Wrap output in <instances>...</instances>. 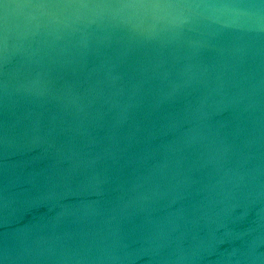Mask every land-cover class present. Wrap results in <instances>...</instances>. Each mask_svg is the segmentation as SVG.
Returning a JSON list of instances; mask_svg holds the SVG:
<instances>
[{
	"label": "water",
	"instance_id": "obj_1",
	"mask_svg": "<svg viewBox=\"0 0 264 264\" xmlns=\"http://www.w3.org/2000/svg\"><path fill=\"white\" fill-rule=\"evenodd\" d=\"M0 264H264V0H0Z\"/></svg>",
	"mask_w": 264,
	"mask_h": 264
}]
</instances>
